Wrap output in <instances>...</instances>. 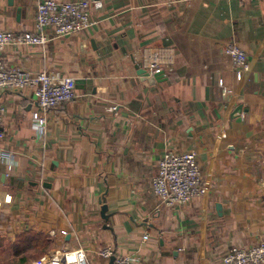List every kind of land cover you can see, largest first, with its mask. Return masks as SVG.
Returning <instances> with one entry per match:
<instances>
[{
    "label": "crops",
    "instance_id": "obj_1",
    "mask_svg": "<svg viewBox=\"0 0 264 264\" xmlns=\"http://www.w3.org/2000/svg\"><path fill=\"white\" fill-rule=\"evenodd\" d=\"M11 1L0 0L2 30L34 33L41 0ZM91 1L84 32L46 29L44 46L2 54L78 83L48 113L30 91L0 93V149L12 156L0 162V264L64 249L110 264L106 248L135 264H222L232 248L264 245V0ZM229 41L247 54L241 81L223 53ZM153 54L165 75L149 85L135 67ZM34 115L48 121L42 138ZM167 151L195 152L204 196L166 206L153 194ZM28 233L44 241L20 239Z\"/></svg>",
    "mask_w": 264,
    "mask_h": 264
},
{
    "label": "built area",
    "instance_id": "obj_2",
    "mask_svg": "<svg viewBox=\"0 0 264 264\" xmlns=\"http://www.w3.org/2000/svg\"><path fill=\"white\" fill-rule=\"evenodd\" d=\"M91 0L60 2L57 0H41L35 8V32L13 33L1 28L0 20V93L30 91L37 107L48 113L62 103L74 98L75 80L60 73L39 72L32 74L22 68L9 66L2 59L8 46H44L50 39L45 33L52 30L53 38H61L78 34L94 25L91 19ZM224 55L229 59L238 81L248 73L249 64L246 52L234 41H229L223 48ZM164 62L158 54L151 55L144 63L148 76L162 71ZM222 96L231 94V90L220 81ZM115 110V107L111 109ZM0 107V142L3 139L2 114ZM241 115V114H240ZM48 121L45 115L33 116V127L39 137L47 132ZM10 153L0 149V162L10 163ZM153 194L166 206H181L191 200L204 196L207 187L202 179L201 170L194 151L175 153L167 151L158 162V170L151 180ZM10 202V197L4 198ZM147 239V236H144ZM99 255L105 259L114 258L113 264H135L136 259L116 254L110 248L102 250ZM35 264H89L82 249L55 251L41 257ZM222 264H264V245L251 248H232L222 258Z\"/></svg>",
    "mask_w": 264,
    "mask_h": 264
},
{
    "label": "water",
    "instance_id": "obj_3",
    "mask_svg": "<svg viewBox=\"0 0 264 264\" xmlns=\"http://www.w3.org/2000/svg\"><path fill=\"white\" fill-rule=\"evenodd\" d=\"M94 1H98V0H94ZM8 3L9 4H12V1L11 0H8ZM135 68L137 70V75L140 78V80L141 81H144V82H147L149 85H153L154 83L161 81L162 78L165 75V72L164 71H160L158 73H155L152 76H148L147 72L144 69L140 68V66H136ZM75 83L77 84L78 81H76ZM105 210H106V208L105 207H102V213ZM102 216L105 217L104 214H102ZM113 261H114V258L111 257L110 258V264H113Z\"/></svg>",
    "mask_w": 264,
    "mask_h": 264
},
{
    "label": "trees",
    "instance_id": "obj_4",
    "mask_svg": "<svg viewBox=\"0 0 264 264\" xmlns=\"http://www.w3.org/2000/svg\"><path fill=\"white\" fill-rule=\"evenodd\" d=\"M26 238H28L29 240H32V242L36 243L37 245H41V243L44 241L42 236H40V235H31L29 233L22 235L20 239L27 240ZM19 241L20 240H18V242Z\"/></svg>",
    "mask_w": 264,
    "mask_h": 264
}]
</instances>
